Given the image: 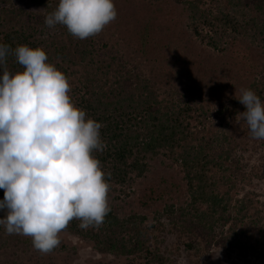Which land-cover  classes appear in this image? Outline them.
<instances>
[{"label": "rangeland", "instance_id": "374dc122", "mask_svg": "<svg viewBox=\"0 0 264 264\" xmlns=\"http://www.w3.org/2000/svg\"><path fill=\"white\" fill-rule=\"evenodd\" d=\"M247 2L248 0H144V10L140 12V20L137 22L145 23L152 44H161L162 48L168 43L164 41L177 34L174 39L177 40L179 49L190 53L184 59L180 49V62L175 67L181 71V75H187L193 70L202 84L206 85L204 89L211 86V80L214 82L219 79V75L225 77L228 85L233 86L240 81L248 89L245 77L248 76L247 72L251 73L249 84H254L264 103L263 50L251 45L249 51L255 55L253 59L256 62L251 70L245 66L244 59L238 65L227 66L228 54L221 51V43H229V40L226 34L223 38H219L220 34L213 36L216 31L221 32L222 23L218 21L221 13L228 14L229 17L244 15L245 20L251 19L253 13ZM58 3L59 0H0V44L4 43L8 34L11 39L13 36L14 39H19L20 30L25 36L32 34L27 41L38 44V48L45 51L47 62L67 77L70 85L68 95L72 103L86 112V118L92 119L90 112L83 108V98L93 101L104 96L110 97L111 93L118 92V87L114 84L118 75L121 77L128 71L136 75L142 74L150 80L149 71L145 63L128 49L134 43H124L122 35L125 34L121 33L119 15L99 34L81 40L72 36L66 26L58 24L49 28L45 25L46 16L56 9ZM114 3L121 8L118 0H114ZM190 10L198 11V21L192 19ZM129 13L135 15L134 10H129L125 16H131ZM245 30L243 37L238 38L244 41V45H248L251 35L247 26ZM13 31L18 32V35L15 36ZM212 36L220 42L219 50L208 45V38L211 41ZM188 62L192 66L183 71L182 66ZM250 63L253 66L251 61ZM219 66L222 70L218 69ZM7 67L12 72L23 70L14 69L8 61ZM222 76L219 80L223 79ZM150 84L152 100L155 99L163 108L177 112L180 108H185L186 102L192 103V98L176 97L172 92L174 88L168 87L169 84L165 86L156 81H150ZM231 89L228 86L219 91L223 106L196 98L198 101L192 105V110L182 117L183 125L188 124L185 132L189 144L185 149H189L191 144L198 150L203 148L204 153L210 155L209 159L214 154L218 155L221 150H232L231 160L225 161L221 168L218 165L211 167L212 170L208 172L217 186L215 194L226 207L223 219L214 224L213 231L209 232L208 228L204 231H199V228L192 230L189 227V223L196 221L198 217L187 220V215L181 214L180 208H190L192 190H189L187 180L183 179L184 172L176 161L177 156L171 160L169 153L163 154L160 151L153 158H145L144 162L148 164L147 174L141 177L132 174L125 185H110L109 212L118 220L117 226L108 227L103 222L99 227L91 229V234L97 235L101 242L108 235L116 242V247L121 246L125 248L124 251L132 252L121 255L115 251L102 252L93 240L62 231L59 234L60 244L52 252L42 254L34 249L31 237L9 235L0 226V264H264L263 249L250 237L253 231L264 226V140L253 139L246 121L232 113L237 106L230 107L229 103L233 98L238 99L240 89L230 92ZM105 102L103 98V103ZM215 138L218 141L209 144ZM198 150L195 152H199ZM233 157L238 161L236 168ZM215 158L213 160H217ZM162 174L167 175L169 185L177 184L178 197H166L152 210L141 208L138 199L142 188L152 176L161 177ZM222 177L229 182L222 184ZM196 208L200 212L205 206L197 204ZM5 214L4 210H0V219ZM211 215L215 219L221 217L219 211ZM249 221L251 226L244 233L242 225ZM220 240L225 243H220ZM103 246L104 243L101 249Z\"/></svg>", "mask_w": 264, "mask_h": 264}, {"label": "clouds", "instance_id": "9594fccd", "mask_svg": "<svg viewBox=\"0 0 264 264\" xmlns=\"http://www.w3.org/2000/svg\"><path fill=\"white\" fill-rule=\"evenodd\" d=\"M113 0H59L45 18L49 28L66 26L81 40L99 34L116 19ZM15 57L22 71L8 70ZM41 48L0 44V219L6 233L32 238L35 250L48 254L59 234L77 219L81 229L99 227L107 213L109 183L93 156L106 145L101 123L86 118L68 95L67 77ZM253 139L264 140V103L251 89L237 99Z\"/></svg>", "mask_w": 264, "mask_h": 264}, {"label": "trees", "instance_id": "16d2710c", "mask_svg": "<svg viewBox=\"0 0 264 264\" xmlns=\"http://www.w3.org/2000/svg\"><path fill=\"white\" fill-rule=\"evenodd\" d=\"M118 1L121 3L123 10L114 3V0L113 3L117 16L119 15V18H121V33L125 34L124 36L122 35V38L124 37V43L129 45L130 42L134 43L128 49L145 63L149 71L150 80L142 74L136 75V73L132 74L126 71L121 77L118 75L114 83L118 87L116 89L118 92L111 93L110 97H103L106 101L105 103H103V98H96L93 101L85 98L81 100L83 108L87 112H90V117L102 124L100 136L106 147L103 152L94 151L93 156L100 161L105 179L110 186L111 184L125 185L131 179L130 175L132 174L135 177H141L147 174L148 164L144 162L145 158H153L160 151L163 154H166V152L169 153L171 160L176 155V161L179 162V166L184 172L183 179L187 180L189 190H192L193 196L191 203H189L190 208L189 206L185 210L180 208L181 214L187 215V220L198 217L196 221L189 223V227L192 230L199 228V231H204L208 228L209 232H211L213 231L214 224L223 219V212H226V207L222 205V200L215 194L217 186H215L213 178L208 176V172L212 170L211 167L218 165L221 168L225 161L231 160L232 150H221L218 155H213L217 158V160H213L215 157L212 156L209 159L210 155L204 153L205 150L203 148H199L200 150H198L196 149L197 147H192L191 144L189 145V149H185L184 147L189 144L187 141L188 136L185 132L188 124L183 125L184 119L182 117L192 110V105H195L198 101H196V98H199V101H207L218 106H223L218 95L222 87H232L230 92H235L238 89L245 88L243 87L244 84L242 85L238 81L233 86L232 84L228 85L225 77L219 75V79L220 76L223 77L222 80L215 79L214 82L211 80V86L207 87L208 89H204L206 85L202 84L199 76L193 70L187 75H181V71L176 70L175 67V64L180 62L178 61V54H180L181 49H179L177 40L174 39L177 34H173L171 39L169 38L164 41L168 43L163 48L161 44L153 45L150 35L147 34L149 30L146 31L147 27L145 23L142 21L137 22V20H140L138 18V16L140 17V12L144 10V0ZM247 3H250L252 9L253 15L251 19L245 20L244 15L229 17L228 14L224 15V13H221V19L218 20L222 23V27L220 28L221 32L216 31L213 36H219L220 34L219 38H223L226 34V38L229 40V43L227 41L221 43L223 45L221 51H225L228 54L227 66L229 64L238 65V62L244 59L245 66L251 70L256 64L255 59H253L254 54L249 51L251 45L262 49L264 53V0H248ZM129 10H134L135 15L129 13L131 16L126 17L125 13ZM190 13L192 14V19L198 21V11L190 10ZM210 26L213 25L210 24ZM246 26L249 28L251 35V41L248 45H244V41L238 38V36L243 37L242 33L246 31ZM150 27L153 28L154 26ZM13 33L15 36L18 35L16 31H13ZM20 34L19 39H14V36L11 39L8 34L3 44L9 45L13 49L18 45H27L32 49L38 48V44L34 43V41H27V39L32 37V34L25 36L22 30H20ZM195 34L197 35L198 33ZM213 36L210 37L211 41L208 38V45L215 50H219L220 42L216 38H213ZM240 47L242 48L240 49ZM181 51L184 59L186 55L190 56V53L185 52V50L181 49ZM7 61L10 62L11 67L14 69H22V66L18 64L15 57L9 56ZM250 61L253 63V66ZM190 66L192 64L188 62L182 66V70L184 71ZM218 69L222 70L220 66ZM220 72L218 71V73ZM134 75L136 76L133 80ZM247 75L249 76V78L248 76L245 77V82H248L247 88L253 89L259 96L257 89L254 88V84H249L251 73L247 72ZM211 78L213 79V76ZM241 80L243 82V76ZM150 81H156L165 86L169 84L168 87L174 88L172 92L176 97L192 98V103L186 102L184 104L185 108L182 107L177 112L161 107L154 98L152 100L153 92L150 90V86H152ZM91 94L94 95V93ZM229 104L233 108L237 106L236 109L232 110L233 114L238 115L246 110L244 105L238 100H235V98L231 99ZM103 106L104 109L101 110ZM211 141L209 144H213L218 140L215 138V140ZM204 144L207 145V143ZM197 150L199 152H195ZM222 158L224 159L222 160ZM218 159H221V161L218 162ZM234 161L236 168L238 161L235 158ZM165 174H162L161 177L152 176L146 186L142 188L138 199V205L141 208L152 210L159 201H162L166 197H169V199L174 196L178 197L176 195L177 184L175 185L176 187L173 184L169 185L167 183V175ZM158 178L161 179L158 180ZM223 182L226 183L229 180L222 177V184ZM3 199L4 191L0 189V200ZM197 204L205 206L204 210L197 212ZM189 209L190 211H188ZM216 211H219L221 215L217 219L211 215ZM104 223L108 227L117 226L118 220L108 212L104 218ZM79 224L80 222L73 219L63 231L81 235L83 239L89 238V240H93L96 247L103 250L102 252L105 250L115 251L120 255L132 252L124 251L125 248L121 246L116 247V242L108 235L105 241H102L104 246L101 249L103 243L97 235L91 234L93 227H89L90 229H81L78 226ZM242 226H244V233H246V230L248 231L251 226V222H245ZM250 237L255 240L257 245L261 246L264 252V226L258 231H253ZM220 243L224 244L225 242L220 240Z\"/></svg>", "mask_w": 264, "mask_h": 264}]
</instances>
